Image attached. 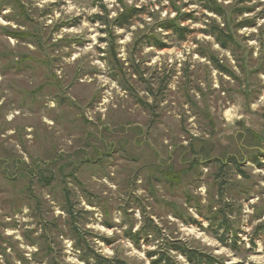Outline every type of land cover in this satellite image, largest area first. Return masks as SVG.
I'll use <instances>...</instances> for the list:
<instances>
[{
  "label": "rangeland",
  "instance_id": "obj_1",
  "mask_svg": "<svg viewBox=\"0 0 264 264\" xmlns=\"http://www.w3.org/2000/svg\"><path fill=\"white\" fill-rule=\"evenodd\" d=\"M213 1L0 0V264H264V0Z\"/></svg>",
  "mask_w": 264,
  "mask_h": 264
},
{
  "label": "trees",
  "instance_id": "obj_2",
  "mask_svg": "<svg viewBox=\"0 0 264 264\" xmlns=\"http://www.w3.org/2000/svg\"><path fill=\"white\" fill-rule=\"evenodd\" d=\"M206 4V9L208 11H211L213 13H216L218 15H221L222 13L218 10L219 7L216 6V4L214 3L213 0H206L205 2ZM141 10L139 11L138 9H129V10H124V12L122 14L119 15L117 21V26L120 28H123L124 26H128L130 21H132L137 15H140ZM98 21H101L102 19L100 17L96 18ZM160 29H163L167 32H172L176 35L179 34L180 38L185 39L186 38V33L184 35V32L186 31V29H183L178 23L177 21H164L163 23H161L159 25ZM216 31H214V36L216 37V40L219 42V44L222 46V48L227 49L230 46L231 42H234L233 39L229 38V37H223L222 33H220V29H215ZM220 32H219V31ZM149 41H155L154 43L156 44V46H158V48L160 49H164L165 47H162V43L158 40H153L152 38L149 39ZM212 60V59H211ZM216 69H218L220 72H227L226 69L220 65L219 62L214 61L213 62ZM233 162V164H235L236 161H230ZM258 163V161H255ZM238 165V164H237ZM224 166V165H223ZM221 228H225L226 230H228V226L227 224L224 225L222 224L220 226ZM154 232L157 233L154 235V237H159L161 238L160 234V229H158L157 227L154 228ZM149 231H146L145 227L140 230L139 232L135 233L134 235H130L132 236L135 242V244H139L140 243V239L139 236L141 235H151L148 233ZM167 244V248L165 251H162V254H159L157 259H154L151 261V264H180L178 262H176L175 260L171 259V253L172 251H177L178 253H180L182 256L185 257V259L190 263V264H224L221 261H219L218 259H216L215 257H213L211 254H206L200 251H196L190 247H188L186 244L181 245L180 242L177 241V243L175 242H166ZM158 254V251H153V252H149L148 256L150 259L154 258L156 255ZM93 258L95 260V264H112L113 262H110L108 260H106L105 258L94 254ZM118 264H125L122 261H119Z\"/></svg>",
  "mask_w": 264,
  "mask_h": 264
}]
</instances>
